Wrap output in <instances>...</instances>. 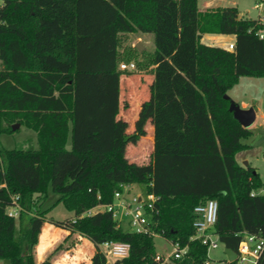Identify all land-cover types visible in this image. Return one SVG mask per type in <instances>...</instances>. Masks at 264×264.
<instances>
[{"label": "trees", "instance_id": "1", "mask_svg": "<svg viewBox=\"0 0 264 264\" xmlns=\"http://www.w3.org/2000/svg\"><path fill=\"white\" fill-rule=\"evenodd\" d=\"M0 2V134L19 124L37 141L36 148L0 150V264H53L37 258L45 221L90 240L89 264L106 263L98 248L104 241L129 244L114 264H156L155 234L189 247L168 264H202L207 248L190 239L193 208L209 199L217 202L214 230L224 247L237 252L243 232L264 236V194L251 193L263 183L235 157L252 131L232 118L224 97L240 77H264L259 18L239 16L235 6L199 10L197 0ZM133 32L153 34L154 51L141 62L153 65V80L128 134L118 117L126 73L119 45L121 34ZM203 33L234 34V48L204 44ZM147 119L150 161L129 163L126 144L145 134ZM139 182L157 196L153 233L124 230L97 209ZM51 193L50 206H37L36 195ZM59 203L70 218L48 216ZM16 204L17 218L8 213Z\"/></svg>", "mask_w": 264, "mask_h": 264}, {"label": "rangeland", "instance_id": "2", "mask_svg": "<svg viewBox=\"0 0 264 264\" xmlns=\"http://www.w3.org/2000/svg\"><path fill=\"white\" fill-rule=\"evenodd\" d=\"M238 9L244 17L249 18H261L264 10V0H237ZM261 3V7H255V4ZM1 4V2H0ZM152 36V35H151ZM136 38V33H130L126 37L121 36V41L119 45V52L121 53L122 61L129 62L132 61L135 63V68L132 70H126L125 76L121 81V110L118 117L123 121L127 122V127L125 132L131 134L134 131V126L131 124L128 125V121L125 119L130 118L131 109L129 110V104L133 106L140 99V95H143V87L147 85V78L142 74L141 71L145 59L141 60L136 45L132 43ZM146 52L152 51L153 47L150 44L146 43ZM120 62V63H121ZM145 66V65H144ZM263 80V81H261ZM263 82V83H262ZM228 93L234 99H241L244 95H253L257 102H261V107H264V79L260 77H242L232 88L228 90ZM260 104V103H259ZM125 105L128 107L125 108ZM130 127V129H129ZM69 146V143L67 144ZM28 147H37L36 133L32 129H29L25 126L19 125L16 131L12 133H1L0 134V150L2 149H26ZM137 142L130 141L126 144L124 149L123 159L129 163H134L140 165L137 162H143L146 164L148 162V156L140 157L137 155ZM261 158L264 160V156L261 155ZM263 179H264V168H263ZM146 185L144 183H134L132 186L122 193V197L126 200H130L133 194H145ZM57 198L56 194L51 193L47 200H43L39 195H36L37 206L41 209H44L50 206L53 201ZM8 210H11L8 208ZM19 209L16 210V218L18 217ZM29 214L25 213L22 215L20 222H17L16 227V236L18 235L19 227H24L28 221ZM48 216L55 219H66L70 218L71 214L67 211L62 203L57 204L52 208ZM128 216H123L121 221V227L124 230H130L128 225ZM78 239V240H77ZM77 240V241H76ZM153 243L155 251L161 254H168L172 251V245L170 241L159 234L153 236ZM47 249L39 255L38 259L44 258L52 261L53 264H57L58 261L67 262L69 264L70 260L76 262L75 264H88V256L94 252L93 243L86 238H76L74 235H65L62 231L56 230L54 233V238L48 243ZM39 248V247H38ZM209 256L214 261L215 264H222V260L225 259V254L223 253L222 247L209 250ZM65 257V258H63Z\"/></svg>", "mask_w": 264, "mask_h": 264}, {"label": "built area", "instance_id": "3", "mask_svg": "<svg viewBox=\"0 0 264 264\" xmlns=\"http://www.w3.org/2000/svg\"><path fill=\"white\" fill-rule=\"evenodd\" d=\"M255 7L260 8L261 3L255 4ZM264 15V10H263ZM264 23L263 16L259 18ZM260 39L264 40V28L258 31ZM229 50L234 48V43H229L226 47ZM119 69L126 71L135 68V63L132 61L119 63ZM122 192L114 193V200L110 204L101 205L98 208L105 209L112 213L114 220L121 226L123 216H128V225L130 230L135 232L153 233V217L157 213L155 201L157 196L152 192L145 191V194H133L130 200L122 197ZM9 215H16L18 205L9 207ZM92 209L89 210L91 213ZM193 211L195 219L193 222L194 234L190 237L191 240H199L201 244L207 248V258L202 264H215L209 257V250L218 248L220 241L214 230L217 222V202L215 199H209L204 203L197 204ZM172 251L168 254L157 253L154 255L156 264H168L172 259H179L188 253V245L181 246L178 242H172ZM99 250L106 258L105 264H114L116 259L127 256L129 244L119 241H104L98 245ZM264 250V236L242 233V238L238 244L236 260L238 264H257V260Z\"/></svg>", "mask_w": 264, "mask_h": 264}, {"label": "crops", "instance_id": "4", "mask_svg": "<svg viewBox=\"0 0 264 264\" xmlns=\"http://www.w3.org/2000/svg\"><path fill=\"white\" fill-rule=\"evenodd\" d=\"M197 6L199 10H206L209 8H215V7H221V6H235L238 9V1L237 0H197ZM239 16H243L241 12L238 9ZM259 18V17H257ZM136 33V38L133 40L134 46L139 44L141 46V49H138V53L140 56V59L143 60L147 56V54H150L154 51V38L152 33H142V32H133ZM130 33H123L121 34L122 37L128 36ZM152 35V36H151ZM201 42L207 45H213V46H220L226 48L229 43L235 42V35L234 34H217V33H203L201 35ZM148 43L153 47L152 51L146 52L145 44ZM153 68V65L147 64L146 66H142L141 71L144 73L142 74L144 77L147 78V85L143 87L142 92L143 95H140L141 100H137L133 106L129 104V110L131 109V117L125 119L128 121V125L131 124L133 126L134 122L136 121L139 111L141 109L142 103L148 99L149 97V84L153 80V75L151 73V69ZM245 77V76H243ZM263 78L264 77H260ZM242 77L239 78L238 81H240ZM263 81V80H261ZM263 83V82H262ZM227 95L230 99L235 101L237 104H239V107L241 109H248L250 107L253 108L255 112V119L253 123L248 127L252 134L245 139H242V142L247 145V147L239 152L236 153L235 157L239 164L241 165H249L254 168V170L259 174L260 179L262 181V187L258 189L252 190V194H264V179H263V168H264V160L261 158V155L264 156V107H261V102H257L253 95H244L239 101L237 99H234L230 96V94L227 91ZM260 103V104H259ZM130 129V127H129ZM145 134L139 138L137 141V155L140 157L148 156V161H150L151 152H152V146H153V123L151 119H147L144 125ZM139 159H137V162L139 164H144L143 162H139ZM148 163V162H147ZM246 163V164H244ZM134 183L126 184L124 185L123 193L129 188V186H132ZM101 209V208H97ZM96 210L92 209V211ZM91 211V212H92ZM56 230L62 231L65 235H72L69 231L59 228L47 221L43 223L41 233L39 235V245H38V254L41 255L45 249L48 247V243L51 242V240L54 238V233ZM222 247L223 253L224 247L223 244L220 243ZM158 253V252H157ZM92 254V253H91ZM90 254V255H91ZM90 255L88 256L90 258ZM210 257V256H209ZM65 258V257H63ZM88 258V261H89ZM44 258L38 259V261H42ZM227 260L226 254L225 259L222 260V264H224V261ZM228 261V260H227ZM76 262H72L70 260L69 264H75ZM57 264H64V262L58 261ZM65 264H68L67 262ZM89 264V263H88Z\"/></svg>", "mask_w": 264, "mask_h": 264}, {"label": "water", "instance_id": "5", "mask_svg": "<svg viewBox=\"0 0 264 264\" xmlns=\"http://www.w3.org/2000/svg\"><path fill=\"white\" fill-rule=\"evenodd\" d=\"M136 47L138 49H141V46L139 44H137ZM224 97L229 100L228 111L231 113L232 118L235 119L238 123H240L243 127L248 128L255 119V112L253 108L250 107L248 109H241L239 107V104H237L235 101L230 99L227 94ZM18 127H19V124H14L12 126V129L16 130ZM224 252L226 254L228 261L236 260L237 253L234 250L230 248H225ZM3 262L4 264H9L8 259L3 260Z\"/></svg>", "mask_w": 264, "mask_h": 264}]
</instances>
